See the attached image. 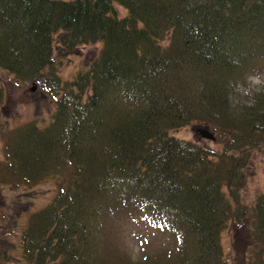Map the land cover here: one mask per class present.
Masks as SVG:
<instances>
[{"label": "trees", "instance_id": "trees-1", "mask_svg": "<svg viewBox=\"0 0 264 264\" xmlns=\"http://www.w3.org/2000/svg\"><path fill=\"white\" fill-rule=\"evenodd\" d=\"M97 44L63 85L55 52ZM0 69L58 97L48 127L29 124L5 149L3 184L61 178L21 234L25 263L225 264L234 228L257 251L249 264H264V196L242 198L264 149V87L231 103L264 79V0H0ZM2 101L0 88V117ZM195 123L221 133L223 150L169 134ZM138 213L177 237V256L120 255L110 225Z\"/></svg>", "mask_w": 264, "mask_h": 264}, {"label": "rangeland", "instance_id": "rangeland-1", "mask_svg": "<svg viewBox=\"0 0 264 264\" xmlns=\"http://www.w3.org/2000/svg\"><path fill=\"white\" fill-rule=\"evenodd\" d=\"M119 11L121 17L126 15L124 9L119 8ZM102 50L103 44H97L80 48L75 54L61 50L60 57L55 52L56 72L61 83L67 86L72 82L78 72L88 69L92 62L96 61ZM262 87L263 78L249 77L232 95L233 108L250 105L254 95L259 93ZM0 88L3 92L0 117V258L3 256L4 264H27L22 259L21 234L29 226L31 218L54 199L61 178L50 177L36 186H15L10 182L3 184L1 180L8 178L4 172L5 149L29 124H36L40 129L48 127L56 111L58 97L51 95L44 83L21 81L3 69H0ZM200 129L209 131L215 140L202 138L197 133ZM169 134L181 141L198 142L213 152L223 150L224 140L221 133L214 132L202 124L195 123L183 130H173ZM247 170V187L242 198L243 203L249 207L264 196V149L252 153ZM110 227L113 242L120 248V255L132 262H154L161 258L164 260V257L177 256L180 252L177 237L154 220H147L139 213L121 218ZM222 234L225 264H249L254 259L257 251L248 245V238L243 231L229 228Z\"/></svg>", "mask_w": 264, "mask_h": 264}, {"label": "water", "instance_id": "water-1", "mask_svg": "<svg viewBox=\"0 0 264 264\" xmlns=\"http://www.w3.org/2000/svg\"><path fill=\"white\" fill-rule=\"evenodd\" d=\"M34 90L35 89H33V91ZM197 133L204 139L211 140V141L215 140L214 136L209 131L200 129V130H197Z\"/></svg>", "mask_w": 264, "mask_h": 264}]
</instances>
